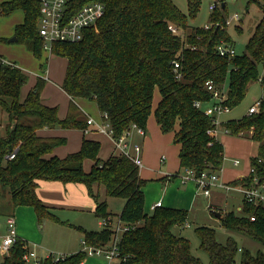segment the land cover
Segmentation results:
<instances>
[{
	"label": "trees",
	"instance_id": "1",
	"mask_svg": "<svg viewBox=\"0 0 264 264\" xmlns=\"http://www.w3.org/2000/svg\"><path fill=\"white\" fill-rule=\"evenodd\" d=\"M87 1L91 0H81L78 6ZM98 1L105 4L106 13L85 30L81 41L52 44L51 53L66 59L61 87L70 101L64 118H60L58 106L47 105L41 99L46 79L38 76L36 84L22 98L28 75L16 63L0 56V108L8 114L5 135H0V187L9 192L12 209L32 206L39 223L46 218L57 219L38 196L40 180L84 184L96 201L98 218L113 217L109 197L122 198L124 204L117 217L129 228L118 243L121 264H202L192 253L189 239L173 231V227L186 224L189 211L164 205L147 211L144 187L148 179L140 176V168L130 158L113 155L101 159L100 141L86 137L79 150L59 157L52 154L53 150L67 139L46 136L41 130L86 129L88 116L78 105V99L95 102L101 116L107 114L115 136L132 124L146 130L157 89L160 100L154 110L156 122L162 132L173 131L180 146V171L173 176L186 169L197 174L221 170L224 145L208 133L215 126L213 118L194 103L201 101L206 105L212 101V94L205 88L207 81L225 86V103L231 108L245 98L251 82L261 78L264 89V75L259 76V64L264 65V0H248V4H258L263 15L246 44V51L234 57L217 52L222 41L234 45L225 23V0L211 10L209 22L215 24L210 29L191 26L187 14L173 0ZM200 3L201 0H187L189 16L197 15ZM16 10L24 13L23 22L15 28L17 42L25 44L41 59L44 40L39 33V0L0 3L2 16ZM170 23L178 27V33L168 28ZM188 28L191 31L186 33ZM237 30L242 28L237 26ZM174 59L181 64L180 80L173 72ZM224 126L232 135L248 134L258 143L257 155L251 157L254 171L228 183L249 182L254 176L263 180L264 101L258 112L230 119ZM12 152L15 156L9 159ZM87 159L92 160L89 171L84 168ZM219 219L224 229L252 238L261 248L253 253L239 246L233 237L226 244L219 243L214 228L198 226L200 245L207 251L210 264H236L239 252L241 264H264V206L243 202L241 216L226 212ZM82 230L84 241L93 247L108 245L115 236L111 225L100 230ZM26 247L27 243L19 238L1 264H27L23 259ZM86 256L82 249L58 261L46 259L43 264H79Z\"/></svg>",
	"mask_w": 264,
	"mask_h": 264
},
{
	"label": "rangeland",
	"instance_id": "2",
	"mask_svg": "<svg viewBox=\"0 0 264 264\" xmlns=\"http://www.w3.org/2000/svg\"><path fill=\"white\" fill-rule=\"evenodd\" d=\"M227 3L226 7V25L228 27V32L232 37L234 46L238 54H243L246 51V44L252 35L256 25L261 19L263 12L258 4L255 2L248 4V0H225ZM174 3L187 14V21L191 26H204L210 20V15L212 11L210 10V5L217 3L220 5V0H201L200 8L195 17L188 15V6L187 0H173ZM238 14L240 19H235L234 15ZM230 22L229 24L227 22ZM213 23V21H210ZM237 26L242 28L241 31L237 30ZM191 29L188 28L186 33H189ZM14 37V36H13ZM12 37V38H13ZM1 42V41H0ZM5 47L10 48L7 53L0 52L3 54L7 61L15 62L20 66L25 73L28 75V83L23 87L22 93L27 94L28 91L34 86L37 82V76L32 72L36 73L38 76H42L46 79V84L41 92V99L49 104L50 106H58L59 116L67 113L69 97L64 92L61 87V82L63 76L65 75L66 70V59L64 57L49 53L45 50L44 57L42 59H36L32 56V53L29 51L27 46L23 43L17 41H11V38L8 39ZM2 50V49H1ZM47 57L49 60L47 61ZM48 68V73L46 72ZM259 76L264 75V65L259 64ZM48 74V75H47ZM264 94V89L261 84V81L258 79L249 84L247 94L245 98L235 107L231 109L229 113H225L220 117L221 131L224 133V123L230 119H241L248 112L249 107ZM160 98L159 91L156 89L153 99V109L149 116L148 122L156 126V120L154 116V107L157 105ZM77 103L83 104L85 111L91 115L96 123H101V116L98 114L99 110L95 102L88 99L77 100ZM209 107L210 103L204 105ZM8 122V114L1 110L0 108V135H5V125ZM90 126V125H88ZM98 130V125L94 124ZM62 129V128H60ZM89 129V128H88ZM148 129V128H147ZM150 130V129H149ZM62 136L67 137L65 144L59 145L60 149L72 150L74 142L71 134L76 135L79 138V141L83 138L82 129H65L62 130ZM102 133L100 130H98ZM225 134V133H224ZM171 141V145H175L174 132L169 131L166 134ZM224 136L221 134V138L225 143V168L228 170L225 172V175L228 177L233 174L230 172L231 169L241 168L245 165V160L241 156V150L246 149L252 156L257 151V145L254 140H251L248 134H241L238 136L232 135L231 133ZM91 136V135H88ZM99 137L102 143V149L100 151V156L105 158L111 145L107 136L102 133ZM148 136V131L146 133ZM227 137V138H226ZM231 137L230 142H226ZM228 145H227V144ZM142 147V145H141ZM237 157L240 160L239 167H234L232 164V158ZM90 160L85 161L84 168L88 170L90 168ZM144 163V162H143ZM154 164L152 165L154 167ZM146 166V164H145ZM165 166L163 167V169ZM146 170V168H143ZM142 170V172H144ZM152 177L148 178V182L145 186V197H146V209L152 210V203L157 199L161 198L165 200L166 204L175 205L183 207L189 210L188 225L178 227L177 233H180L182 236H185L189 239L191 244L192 253L200 258L202 264H210L209 255L206 250L202 249L200 245V237L196 231L198 226H208L215 229V237L219 243L226 244L230 237H233L237 240L239 246L249 249L251 252L255 253L260 247V244H257L252 238L247 236H239L233 232H230L224 229L220 222V217H217L216 212L225 214L226 212H233L236 216L242 215V206H243V195L237 189L227 190L221 185L214 186L212 188V193L210 196H205L202 194L195 186L194 182L187 181L182 183L178 177L172 178V182H167L166 179L153 177V173H149ZM222 180V178H221ZM223 181V180H222ZM165 182V185H163ZM227 182V181H223ZM100 195H103V190L101 188ZM124 204L122 198L109 197L108 198V207L109 210L114 214L113 215V225L117 219L118 214L121 212ZM210 206H212L210 208ZM11 208L10 204V194L8 191L3 192L0 187V214H5V210ZM57 219L55 218H46L42 223H39V220L36 223L35 230L30 229V233H34V237L37 245L40 247V255L44 256L48 253H53L55 255L67 254L71 248H84V234L79 226H84V228L93 229L99 228L98 221L94 212L87 210H73V209H63L56 211ZM27 228H32L31 224L27 223ZM176 229V228H175ZM180 231V232H179ZM121 231L119 232V235ZM31 245V243L29 244ZM86 251V250H85ZM239 252L237 255L236 264H241ZM93 257L98 258L99 260L105 259L102 256H91L88 255L83 260L84 264H89ZM102 261H97L95 264H99Z\"/></svg>",
	"mask_w": 264,
	"mask_h": 264
},
{
	"label": "built area",
	"instance_id": "3",
	"mask_svg": "<svg viewBox=\"0 0 264 264\" xmlns=\"http://www.w3.org/2000/svg\"><path fill=\"white\" fill-rule=\"evenodd\" d=\"M81 0H39L40 2V19H39V33L44 40L43 48L51 52L52 44L56 41H63L68 43H77L84 37L85 30L94 25L99 19H101L106 13V6L103 2L98 0L87 1L80 6L78 4ZM222 3V2H220ZM218 4L213 3L210 5V10H213ZM235 19H240L238 14L234 15ZM230 23L229 21L227 22ZM215 23L208 22L204 25L205 29H210ZM168 28L173 33H178V27L170 23ZM217 52L221 56L234 57L237 54L236 48L233 44L227 42H221L217 45ZM173 72L175 77L180 80L183 78L181 72V64L178 59H174ZM261 81V78H260ZM205 88L212 94V101L209 107H205L203 102L195 101L194 105L206 114L213 118L214 127L208 130L210 135H213L218 140V133L221 126L220 117L231 111V107L225 103V86L218 87L212 81L205 83ZM264 101V94L261 98L256 100L248 109L247 114H253L259 111L261 104ZM104 116V117H102ZM101 116V123H96L92 117H89L87 122L89 125L97 124L98 130L108 134L113 143L115 151L118 155H125L130 158L139 168L143 166L142 152L143 148L137 142L132 140V133L136 131L141 136L146 134V130L132 124L130 128L123 131L118 136L114 135V131L108 122L107 114ZM225 132L229 130L225 127ZM15 156V152L8 155L9 159ZM165 160V156L161 157V161ZM240 160L238 158L233 160L234 165H239ZM220 171H202L197 174L193 169H186L183 173L178 174L177 177L182 183L187 181L195 182L197 189L209 196L214 186L221 185L227 190L238 188L243 195V201L253 206H264V179H260L258 176H254L249 182L243 181L237 185H232L228 182H223L220 177ZM254 168H250V172H253ZM162 202L157 201L152 209L156 206H161ZM212 206H210L211 208ZM254 220L255 216H251ZM113 217L100 218V226L111 225L115 231V236L112 242L102 247L88 246L85 241L83 242L84 250L87 252V256H102L105 259L106 264H121L123 258L120 256L119 241L122 233L129 227L122 223L121 219L117 217L113 225ZM121 234L119 235V232ZM17 219L14 214H9L5 221V230L0 231V264L6 255L10 254L12 246L19 239ZM67 254L55 255L48 253L47 255H40L35 247H29L27 245L23 254V259L27 264H43L46 259L52 261H58L65 258ZM79 264H84L81 261Z\"/></svg>",
	"mask_w": 264,
	"mask_h": 264
},
{
	"label": "crops",
	"instance_id": "4",
	"mask_svg": "<svg viewBox=\"0 0 264 264\" xmlns=\"http://www.w3.org/2000/svg\"><path fill=\"white\" fill-rule=\"evenodd\" d=\"M5 1H9V0H0V3L5 2ZM23 20H24V13L21 10H16L15 12H13L9 16L0 15V41H1L0 42V52L7 53V51L10 49L8 47H5L7 44L3 43V42H7L9 38L12 39L13 36H16L15 35V28L18 24L22 23ZM44 52H46V51L45 50L43 51L42 58L44 57L43 56L45 54ZM49 53L51 54V52H49ZM0 56H2L4 59L6 58L3 54H0ZM32 56H34L33 53H32ZM34 58H36V57L34 56ZM6 59H5V61H7ZM46 59L48 61L49 57H47ZM10 62H11V60H10ZM46 72L48 73V68H47ZM32 73L38 77V75L36 73H34V72H32ZM64 76H63V79H64ZM40 77H42V76H40ZM63 79H62V82H63ZM62 82H61V84H62ZM25 96H26V94H25ZM25 96L22 93V98H24ZM78 100H80V99H78ZM159 100H160V98H159ZM69 101H70V99H69ZM45 104H47V103H45ZM47 105H49V104H47ZM78 105L87 114L88 118L92 117L91 115H89L85 111V109L83 108V104L78 103ZM156 106L154 107V110H155ZM66 114H63V116H60V118H64L66 116ZM98 114L101 116L100 111L98 112ZM223 127L225 129V126H223ZM147 128H146V133L148 131V136H146V134L144 136H141L136 131H133V133H132V140L134 142H137L140 145H142V148H143L142 159H143L144 163H143V166L140 168V176L144 179H148L149 177H152V175H150L149 173H153V175H154L153 177L162 178V179L165 178L166 183L167 182L170 183V182H172L171 181L172 178L177 177V176H173V175L180 171V167H179V149H180V146L176 142L174 143L175 145H171L170 138L166 135L167 133L162 132L160 129V126L158 124H156V126L155 125L153 126L151 124V122H148ZM62 130H65V129L44 128L43 130H41V133L46 135V136H60V137H65L67 139L66 136H62L63 132L65 133V131H62ZM220 131H221V129H219L218 140L223 143L224 148H225V143L223 142V139L221 138V134H223L224 136H228L227 134H229V132L226 133L224 130V133H225L224 134L222 132L220 133ZM102 133H100L97 130V128H96V126H94V124H91L90 126H87L86 129L83 130V138L86 137L88 139H94V140L100 141L99 137H101L100 134H102ZM67 134H71V136H72L74 146L70 147V148H73V149L68 150L69 152H67V150L60 149V147L57 146L53 150L52 154L58 155L59 157H65L69 153L75 152L81 148L83 138L81 139V141H79V138L76 135H73L72 132H69ZM104 134L107 136L106 138L109 140V144L111 145V149L109 150V153L105 158L101 157L100 153H99V157L101 159H107L110 156L118 155V153L115 151L114 143H113L111 137L106 133H104ZM88 135H91V136H88ZM228 139L229 140H226V142H228V141L230 142L231 137H229ZM231 142H232V140H231ZM100 143H101V141H100ZM253 144L257 145L256 151L258 152V143L256 142ZM101 149H102V143H101ZM101 149H100V151H101ZM257 152L255 154H252V156H251V154L246 149L241 150V156L245 160V165L241 168L231 169L230 172H233V174L228 176V177L225 175V172L228 171L225 168V157H226V155H225L224 156V164H223V167L220 171V177L222 178V180L230 182V181L235 180V179H242V178L246 177L250 173L251 157L256 156ZM225 154H226V151H225ZM163 155L165 156V160L161 161V157ZM236 158L237 157L232 158V164H233V160ZM87 160H90L89 164L91 167L92 160L91 159H87ZM87 160H85V161H87ZM154 162H155V165L153 167L152 165L154 164ZM145 164H146V166H145ZM164 166H165V168L163 169ZM233 166L239 167V165L236 166L234 164H233ZM143 168H146V170H143ZM89 169L88 170L85 169V170L89 171ZM142 170L144 172H142ZM181 173H183V171H181L180 174ZM165 179H163V180H165ZM194 184H195V182H194ZM163 185H165V182ZM195 186H196V184H195ZM233 189L239 190L238 188H233ZM144 192H145V187H144ZM37 193H38V196L41 198V200L44 202V204L55 215H56V211L63 210V209H66V210L67 209L87 210V211L94 212V214H95L96 201L88 194L85 185L82 183H73V182L62 183L60 181L40 180L38 182ZM211 193H212V191H211ZM104 198H105V194L103 192V195L102 196L100 195V199L103 200ZM157 201H161L162 205H164V206L185 209V208L180 207V206L166 204L165 200H162L161 198H159L155 202H153L152 205H154ZM147 211H151V210H147ZM11 212H12V214L15 215V217L17 219V228H18L19 237L22 240H24L29 247H35L37 249L38 253L40 254L41 249L37 245L35 238H33L34 233H30V229L35 230L36 223L38 221V217H37V214H36L34 208L32 206H18L17 208H14V209H12V207H11L9 210H5V214H0V231L5 230L6 217ZM95 216H96V214H95ZM96 218L100 219L97 216H96ZM27 223L31 224L32 228H27ZM186 225H188V222H186ZM99 226H100V223L98 221V227ZM79 228L81 230L86 229V228H84V226H79ZM101 228L102 227L100 226L99 228H93V229H88V230H100ZM177 230H178V226L173 227V231L175 233H177ZM82 233H83V230H82ZM177 234H180V233H177ZM30 243H31V245H29ZM82 249H83V247L75 250V248L73 247V248L69 249V251H71V252H68L67 254L75 253V252H78ZM97 261H102L99 264H106V262L104 260H102V259L99 260L96 257H93V259H91V262H89V264H95Z\"/></svg>",
	"mask_w": 264,
	"mask_h": 264
},
{
	"label": "water",
	"instance_id": "5",
	"mask_svg": "<svg viewBox=\"0 0 264 264\" xmlns=\"http://www.w3.org/2000/svg\"><path fill=\"white\" fill-rule=\"evenodd\" d=\"M223 5V4H222ZM17 40V37L16 36H14L12 39H11V41H16ZM216 215H217V217H220L221 216V213L220 212H216Z\"/></svg>",
	"mask_w": 264,
	"mask_h": 264
}]
</instances>
